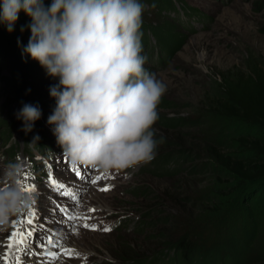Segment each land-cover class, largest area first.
<instances>
[{"label": "rangeland", "instance_id": "374dc122", "mask_svg": "<svg viewBox=\"0 0 264 264\" xmlns=\"http://www.w3.org/2000/svg\"><path fill=\"white\" fill-rule=\"evenodd\" d=\"M139 2L144 5L142 23L153 28L157 23L163 24L166 29L182 37L180 46L169 49L167 56V50L154 44L153 39L147 36L150 47L147 52L141 53L147 58L144 68L154 73L167 89L158 106L159 119L153 126L155 133L160 131L158 127H162L161 121L165 118L180 117L183 123L191 126L179 130L185 133L181 137L173 139L175 132L166 136L168 142L183 143L184 150L177 153L176 158L170 159L165 167L169 170L167 174L175 170L176 173L180 171L179 176L168 178L160 171H155L153 175L151 172L155 168L152 165L141 164L130 170L132 176L129 169L114 170L113 178H104L102 185L92 183V176L83 182L82 178L77 180L62 158L63 149L62 152H51L49 149L42 153L32 152L30 142L24 140L30 136L24 133L17 118L20 109L17 104H12L14 128L11 130V141L7 144L10 143L13 152L9 151L8 154L5 149L7 145L0 143V175L17 156L25 164L42 154L37 158V167L40 168L42 162L50 166V177L70 184L73 196L68 200L54 195L66 205L67 216L63 218L50 205L55 197L42 195L46 190L41 188L42 193H39L32 207L13 217L9 225L0 230V253L6 255L7 264H16L17 254L7 247L6 239L11 229L12 232L17 231L27 224L26 220L33 211L36 222L32 248L40 243L42 248H48V243L41 236H50L53 247L49 245L52 250L49 252L59 257L46 264H128L118 259L129 252L140 256L139 261L145 259L162 246L161 236L166 238L165 242L169 245H173L174 241H184L187 237L190 239L196 252L190 258L178 257L177 254L176 259L181 260V264H220L219 260H227L225 256L234 249L232 243L235 241L240 245L247 243L250 263L264 257V189L254 193L234 179L220 181L216 174L209 175L203 170V164L208 161L209 148L221 149L231 144L234 135L255 134L264 138V133L253 126L218 117L199 106L201 91L208 86L206 82L210 76L241 65L248 55L264 64V0H168L171 7L162 11L156 0ZM44 3L50 5L51 0H44ZM21 12L11 32L6 24L0 23V39L7 43L3 44V59L10 56L7 52L9 47L13 60L19 66L34 69L40 76L26 78V82L35 87L45 83L50 85L54 77L24 51L31 37L29 26L32 21ZM14 34L21 37L18 44ZM0 76L8 77L9 73L3 69ZM1 88L0 81V105L4 103ZM24 90V103L27 104L29 93L25 85ZM48 98L49 93L46 92L43 104L36 105L41 112H47L48 107L53 108ZM49 103L51 105L48 106ZM50 112L52 115L54 109ZM5 113L0 108V115ZM43 126L48 130L42 136L47 141L52 138L57 141L53 133L54 125L44 122ZM47 152H51L50 155ZM75 167L85 175H95L101 171L97 169L91 173L89 169L92 168ZM37 175L31 185L41 182L49 187L46 179L50 177L44 172ZM22 183L29 186L25 178ZM105 187L111 190H100ZM106 219H118L121 228L105 231L100 227L92 230L80 225L89 222L104 226L106 223L102 220ZM253 232L252 242L245 237L243 239L245 234L251 240ZM59 249L60 254L57 255ZM68 250H75L80 255L70 256ZM167 255L171 258L174 253ZM39 261L46 260L39 254L26 259L27 264H37ZM0 264H5V261L0 260ZM163 264L169 262L163 261Z\"/></svg>", "mask_w": 264, "mask_h": 264}, {"label": "clouds", "instance_id": "9594fccd", "mask_svg": "<svg viewBox=\"0 0 264 264\" xmlns=\"http://www.w3.org/2000/svg\"><path fill=\"white\" fill-rule=\"evenodd\" d=\"M23 11L31 18L24 51L59 85L50 89L56 108L48 117L71 164L105 173L134 169L155 158L153 126L167 89L144 65L139 0H0V23L9 32ZM41 117L24 104L17 118L32 131ZM39 136L30 146L36 145ZM22 162L0 175V230L35 202L24 190Z\"/></svg>", "mask_w": 264, "mask_h": 264}, {"label": "trees", "instance_id": "16d2710c", "mask_svg": "<svg viewBox=\"0 0 264 264\" xmlns=\"http://www.w3.org/2000/svg\"><path fill=\"white\" fill-rule=\"evenodd\" d=\"M156 3L160 6L161 11L171 7L168 0H156ZM21 14L22 12L19 13V17H21ZM155 27L156 28H153L142 23L141 43L142 47H144L142 52H147L149 49V40L147 36L150 34L159 47L167 50L166 55L168 56V53L170 54L169 49L178 48L180 46L182 37L166 29L163 24L159 25L157 23ZM13 36L17 44L21 42L20 36L17 34ZM2 40L4 41V39H0V74L3 69H6L9 76H0L2 84L1 92L4 94V103H1L0 108L6 111L4 115H0V143L4 142V144H6V142L11 139V130L14 128V121H12L14 115L11 105L17 104L18 108L21 110L25 104V98L23 96L25 85L29 93L27 104L33 106L40 103L43 104L42 102L44 101L43 98L46 92L49 93V98L52 101L53 108L48 107L51 105V103H49L47 112L42 110L41 117L34 122L32 131L27 133L24 131L25 134L30 136L24 138L26 142L32 143L33 138L39 136V140L35 145V149L39 150L48 142V139L42 136V133L48 130L45 129L43 124L44 122L48 124V117L51 115L50 110L56 108L57 102L51 97L50 89L59 85V78L54 77V82L50 85L45 83V85L37 87L33 86L30 82H26V78H40V76L37 75L34 69L32 70L19 66L18 63L13 60L11 56L13 53H10L11 50L7 46V52L11 58L9 56L3 59L5 53L2 52L5 50L4 45L6 42L4 41L1 44ZM206 84L208 86H205L204 90L201 91L199 102V106L203 108L202 110H207L218 117L235 121L242 125L253 126L264 133V64L262 62L248 55L244 63L210 76ZM18 120H20L22 127H24V122L21 119ZM183 122V119L180 117L162 119V127H158L160 131L155 133V139L158 142L155 158L149 163H143L144 166L152 165L155 168L154 172H151L153 175L155 171H160L168 178H177L179 176L180 171L176 173L175 170L167 174L166 172H169V170H166L165 167L169 164L170 159L176 158V154L184 150L182 147L183 143L168 142L166 136L169 135L170 132L176 133V137L173 139H176L177 136H183L185 133H181L179 130L190 126ZM231 142V144L225 145L221 149L209 148L208 161L203 164V170L209 175L216 174L217 179H220V181L231 178L232 180H236L239 185L245 184L248 189L254 193L260 192V190L264 189V138L258 137L255 134L234 135ZM48 144L50 145L51 142L49 141ZM5 149L4 150L10 154L9 151H11V147L10 149ZM254 235L255 233L253 232L252 235H250L252 236L250 240L249 236H245L244 234L243 239L245 237L248 242H252ZM159 239L162 240V244H160L162 246L158 247L145 259L143 258L139 261L141 258L140 256L129 252L118 260L128 264H143L144 262L156 264V262H161L162 259L167 256V253L172 252L174 253L173 263L181 264V260L176 259L177 254L178 257L185 256L190 258L196 252V248L188 237L184 239V241H174L173 245H169L168 242H165L166 238L163 236L159 237ZM232 244H234V249L232 248L227 253L225 256L227 259L226 261H220V256L215 255L217 259L219 258L220 264H264V257L258 260L255 259L253 263H250L251 260L249 261L247 258L248 251L246 250V242L240 245L235 241ZM210 260H212V258Z\"/></svg>", "mask_w": 264, "mask_h": 264}, {"label": "snow or ice", "instance_id": "6c2138e0", "mask_svg": "<svg viewBox=\"0 0 264 264\" xmlns=\"http://www.w3.org/2000/svg\"><path fill=\"white\" fill-rule=\"evenodd\" d=\"M79 175H80V173H79V171H78V172H77V176H79ZM25 179H27V178H25ZM99 179H100V177H97V180H99ZM97 180H93L92 183H96ZM52 183H53L54 186H57V181L53 180ZM23 187H24V190L27 191V192L30 193V194H31L32 192L35 191V187H34V186H30V187H29V186H26L25 184H23ZM59 187L63 188L64 186H63V185H59ZM100 190H101V191H109V190H111V189L105 187V188H101ZM31 215H32V217H35L36 214H35V212H33ZM22 222H24V221H22ZM34 222H35V221H34V219H32V218H29V219L26 220V223L29 224V225H33ZM14 227H15V226H14ZM84 227L87 228V227H89V225L85 224ZM91 227H92V230H95V226H94V225L91 226ZM105 231H111V228H107V229H105ZM32 234H33L32 231H29V232L27 233V236L25 235V233L23 232V230L13 231V232L9 235V237H8V244H7V247H8V248H12V247H15V246H17V245H19V244H25L26 241H27V237H28V236H31ZM17 238H18V239H17ZM49 243H51V241H49ZM37 254H38V253H32V252H30V251L28 250L27 247L24 249V257L30 256V255H37ZM40 254H42V253H40ZM68 254H69L70 256H71V255H76V256H79V255H80V254H79L78 252H76L75 250H68ZM24 257H17V258H16V264H27V262H26V260H25ZM52 259H53V260H57V259H59V257L53 255V256H52ZM0 260H4V261H5V264H7V258H6V255H4L3 253H0ZM39 264H46V262H45V261H41V262H39Z\"/></svg>", "mask_w": 264, "mask_h": 264}]
</instances>
